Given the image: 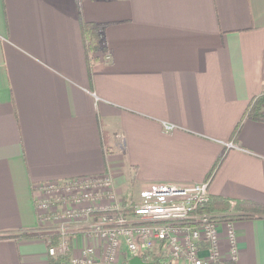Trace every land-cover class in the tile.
I'll return each mask as SVG.
<instances>
[{"label":"crops","instance_id":"1","mask_svg":"<svg viewBox=\"0 0 264 264\" xmlns=\"http://www.w3.org/2000/svg\"><path fill=\"white\" fill-rule=\"evenodd\" d=\"M80 21L105 24L90 64ZM263 91L264 0H0V233L42 234L0 238V264H70L39 230L43 182L110 172L132 205L208 179L264 206V119L245 115ZM234 226L230 264H264V215Z\"/></svg>","mask_w":264,"mask_h":264},{"label":"built area","instance_id":"2","mask_svg":"<svg viewBox=\"0 0 264 264\" xmlns=\"http://www.w3.org/2000/svg\"><path fill=\"white\" fill-rule=\"evenodd\" d=\"M208 185V179L158 185L124 215L110 172L43 182L35 201L39 230L57 237L47 254L68 255L70 264H112L123 255L156 264L234 263L239 256L232 217L237 200L228 199L225 210L205 209ZM77 234L89 241L74 253L71 237Z\"/></svg>","mask_w":264,"mask_h":264},{"label":"trees","instance_id":"3","mask_svg":"<svg viewBox=\"0 0 264 264\" xmlns=\"http://www.w3.org/2000/svg\"><path fill=\"white\" fill-rule=\"evenodd\" d=\"M78 3V0H77ZM104 23L97 22H82L80 21L81 35L85 53L87 56V61L90 64V61L93 60V53L96 51H106L103 41V29ZM264 106V91L255 96L254 99L249 103L245 115L253 120H263V109ZM222 156L218 159L214 169L218 166ZM228 207V198H218L210 197L205 209H218L225 210ZM131 211V207L127 204L124 205L121 212L125 215ZM264 215V206L258 202L251 200H241L237 201V204L234 208L233 218L241 217H255ZM45 235V240H47V245H53L57 242V237L54 233H43ZM42 235L40 232H34L29 230H19L18 232H5L0 233V238H30L32 236ZM68 260V255H56L50 257V263H66Z\"/></svg>","mask_w":264,"mask_h":264},{"label":"water","instance_id":"4","mask_svg":"<svg viewBox=\"0 0 264 264\" xmlns=\"http://www.w3.org/2000/svg\"><path fill=\"white\" fill-rule=\"evenodd\" d=\"M128 264H156L154 261H144L140 256L134 255L128 259Z\"/></svg>","mask_w":264,"mask_h":264},{"label":"rangeland","instance_id":"5","mask_svg":"<svg viewBox=\"0 0 264 264\" xmlns=\"http://www.w3.org/2000/svg\"><path fill=\"white\" fill-rule=\"evenodd\" d=\"M123 188H124V187H123ZM124 189H125V188H124ZM126 191H127V192H131L130 190H124V193H125ZM131 195L134 196L133 193H132ZM124 196H126V195H124ZM130 197H131V196H130ZM41 232L43 233V231H41ZM43 238H44V237H43ZM45 242H46V244H47V240H45ZM121 257H123V256H119V258L117 259V261H118L119 259H121ZM117 261H116V262H117Z\"/></svg>","mask_w":264,"mask_h":264}]
</instances>
